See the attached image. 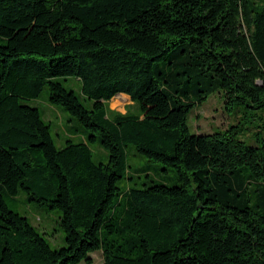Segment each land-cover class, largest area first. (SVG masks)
I'll return each mask as SVG.
<instances>
[{"label":"trees","instance_id":"1","mask_svg":"<svg viewBox=\"0 0 264 264\" xmlns=\"http://www.w3.org/2000/svg\"><path fill=\"white\" fill-rule=\"evenodd\" d=\"M47 83L84 126L63 147L22 101ZM215 92L264 110V0H0V264H92L98 249L104 264H264V122L254 143L243 121L191 132ZM119 93L137 112L109 106ZM130 144L177 183L123 189ZM21 190L61 211L64 246L8 206Z\"/></svg>","mask_w":264,"mask_h":264},{"label":"rangeland","instance_id":"2","mask_svg":"<svg viewBox=\"0 0 264 264\" xmlns=\"http://www.w3.org/2000/svg\"><path fill=\"white\" fill-rule=\"evenodd\" d=\"M58 79L62 81L65 87L74 89L80 100L89 105L90 101L86 100L83 95L81 82L77 77L69 76ZM22 101L40 109L43 119L50 124L51 133L58 147L65 146L68 137L75 140L81 139L84 126L64 107L52 105L49 102L48 83L38 97L23 98ZM126 103L125 98L119 96L115 97L113 101L115 106H123ZM138 106V103H136V106H129L128 110L137 112ZM252 112L254 116L250 117ZM245 114L249 116L245 117ZM240 121L244 122L242 126L246 128L243 129L239 137L249 143L256 142L258 135H260V133L257 135V132L262 128L264 122V110L243 106L229 109L225 106V100L221 92L211 94L202 104L194 107L188 117V124L193 133H212L216 130H226L231 124L237 125ZM91 148L97 161L106 162L108 160L107 151L99 142L92 143ZM127 163L128 171L131 172V176L135 177V180L126 178L121 181L120 184L123 189L133 185L134 182L140 183L141 181L149 182L153 180L168 184L177 183L174 167L164 170L160 161L148 159L136 150L134 144H130L127 148ZM128 171L125 173V177L128 176ZM6 202L11 209L27 216L53 248H60L65 245V232L59 224L60 210L49 209L40 205L37 201L29 200L28 194L22 190L15 196H6ZM91 256L93 258L92 264H104L101 250L91 252ZM79 264L87 263L82 261Z\"/></svg>","mask_w":264,"mask_h":264},{"label":"crops","instance_id":"3","mask_svg":"<svg viewBox=\"0 0 264 264\" xmlns=\"http://www.w3.org/2000/svg\"><path fill=\"white\" fill-rule=\"evenodd\" d=\"M123 95H125L126 97L123 96ZM117 96L125 98V100H126L127 103H126L125 105H123V106H120V105H119V106H115V105L113 104V101H114L115 97H117ZM110 101H111V102L109 103V106H110L112 109H116V110H119V111H121V112H126V111L128 110V108H129V106H135V104H134V102L131 100L130 96L127 95V94H124V93H119V94L115 95Z\"/></svg>","mask_w":264,"mask_h":264}]
</instances>
